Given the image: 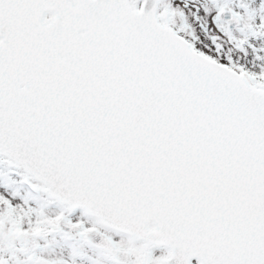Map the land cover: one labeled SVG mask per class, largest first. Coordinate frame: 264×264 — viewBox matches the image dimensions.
<instances>
[{
  "label": "snow or ice",
  "instance_id": "snow-or-ice-1",
  "mask_svg": "<svg viewBox=\"0 0 264 264\" xmlns=\"http://www.w3.org/2000/svg\"><path fill=\"white\" fill-rule=\"evenodd\" d=\"M0 264H264V0H0Z\"/></svg>",
  "mask_w": 264,
  "mask_h": 264
}]
</instances>
